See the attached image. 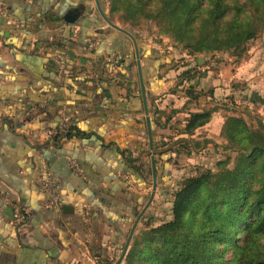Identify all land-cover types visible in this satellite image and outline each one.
I'll return each mask as SVG.
<instances>
[{
	"label": "crops",
	"instance_id": "1",
	"mask_svg": "<svg viewBox=\"0 0 264 264\" xmlns=\"http://www.w3.org/2000/svg\"><path fill=\"white\" fill-rule=\"evenodd\" d=\"M136 40L139 57L96 0H0V264L124 257L153 171L157 196L194 175L177 141L220 136L226 117L209 103L218 88L203 90L205 59L198 70L188 54L175 64L171 51ZM211 109L209 122L185 133L191 114Z\"/></svg>",
	"mask_w": 264,
	"mask_h": 264
},
{
	"label": "trees",
	"instance_id": "2",
	"mask_svg": "<svg viewBox=\"0 0 264 264\" xmlns=\"http://www.w3.org/2000/svg\"><path fill=\"white\" fill-rule=\"evenodd\" d=\"M105 2L109 19L124 22L135 21L145 3ZM159 7L190 56L241 48L264 31V0H161ZM213 111L191 114L185 133L209 122ZM221 135L229 141L225 149L237 153L235 166L219 173L198 169L186 177L175 195L173 219L152 228L145 244L138 241L130 252L132 241L124 246L127 264L142 257L144 264H264V124L251 126L231 115Z\"/></svg>",
	"mask_w": 264,
	"mask_h": 264
},
{
	"label": "rangeland",
	"instance_id": "3",
	"mask_svg": "<svg viewBox=\"0 0 264 264\" xmlns=\"http://www.w3.org/2000/svg\"><path fill=\"white\" fill-rule=\"evenodd\" d=\"M144 1L142 12L139 13L140 15L135 21L124 22L118 16H115L112 21L119 23L124 29L131 28L140 38L145 39L151 45H157L166 53L171 51L176 57L179 56L176 62L174 59L175 64H181L188 60L186 56L188 52L184 48V43L176 38L177 32L174 23L170 21L167 13L159 7L161 0ZM101 2L103 10L110 16L109 3H106L105 0H101ZM191 57L197 70V57L205 59L203 68L209 69V74L204 79L205 89L203 90H206V94L210 92V88H218L216 89L217 98L210 100V106L219 107L225 117L231 115L243 117L251 126L256 127L258 123L264 124V31L256 39L247 42L241 48L226 52L196 53ZM200 72L203 74V71ZM195 92L199 91L194 89L196 95ZM253 98H259L260 101L251 100ZM201 138L198 144L185 141H177L175 144L177 145L176 148L181 151L179 157L190 159L186 167L188 172L185 174L187 176L196 175L200 169L219 173L235 166L237 153L225 149L229 141L224 135L221 133L220 136L214 134L210 145H207L208 141L205 139L204 132L201 134ZM179 157L175 160L178 167ZM179 177L174 179L167 190H157V196L152 197L154 190H151L152 193L147 203L148 207L146 208L147 205L145 204L143 211L145 215L135 230L133 240L128 247L129 252L132 251L138 241H140L139 245L145 244L144 238L152 228L173 219L175 195L186 179V176L181 177V179ZM124 257L118 260L114 259L108 264H127ZM136 264H144V257L137 259Z\"/></svg>",
	"mask_w": 264,
	"mask_h": 264
},
{
	"label": "water",
	"instance_id": "4",
	"mask_svg": "<svg viewBox=\"0 0 264 264\" xmlns=\"http://www.w3.org/2000/svg\"><path fill=\"white\" fill-rule=\"evenodd\" d=\"M96 3H97V6H98V8H99V10H100V12H101L103 18L106 20V22H107L110 26H112V27H114V28H116V29H118V30H120V31H122V32L127 33V34L132 38V40H133V42H134V44H135L137 57H139V49H138L137 40H136L135 36H133L128 30H126V29H124V28H122V27H120V26H117L116 24H114V23L109 19V17L105 14V11L103 10V8H102V6H101V4H100V0H96ZM78 13H79V10H73V11H70L69 14H68V17H71L70 19H71V21H73L75 18H78ZM153 172H154V173H153V178H154L153 188H154V191H153V193H152V197L155 195V189H156V172H155V171H153ZM147 207H148V205L146 206V208H147Z\"/></svg>",
	"mask_w": 264,
	"mask_h": 264
},
{
	"label": "built area",
	"instance_id": "5",
	"mask_svg": "<svg viewBox=\"0 0 264 264\" xmlns=\"http://www.w3.org/2000/svg\"><path fill=\"white\" fill-rule=\"evenodd\" d=\"M70 164H71V167L75 170V172H77L79 174L82 173V170H81V168L77 162L71 161ZM22 218H23V216H22V213L19 210V208H15V220L20 221V220H22Z\"/></svg>",
	"mask_w": 264,
	"mask_h": 264
}]
</instances>
